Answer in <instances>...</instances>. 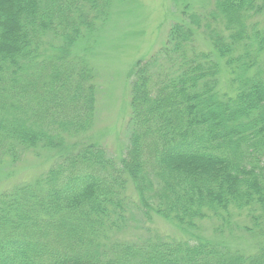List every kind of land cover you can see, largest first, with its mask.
I'll use <instances>...</instances> for the list:
<instances>
[{
    "label": "trees",
    "instance_id": "1",
    "mask_svg": "<svg viewBox=\"0 0 264 264\" xmlns=\"http://www.w3.org/2000/svg\"><path fill=\"white\" fill-rule=\"evenodd\" d=\"M107 2L0 0V169L41 143L63 152L91 126L95 76L73 51ZM214 2L210 20L187 15L138 63L121 161L86 146L0 190V264H264V247L113 236L129 221V181L144 218L231 230L246 218L264 234V0Z\"/></svg>",
    "mask_w": 264,
    "mask_h": 264
},
{
    "label": "rangeland",
    "instance_id": "2",
    "mask_svg": "<svg viewBox=\"0 0 264 264\" xmlns=\"http://www.w3.org/2000/svg\"><path fill=\"white\" fill-rule=\"evenodd\" d=\"M214 1L108 0L97 27L93 31L84 30L73 51L74 56L88 62L95 76L97 105L94 121L88 129L72 135L63 152L41 143L26 152L17 165H12L8 159L0 169V190L35 180L60 157L86 146L102 147L121 161L132 128L129 125L131 82L138 63L166 46L173 24L188 25L187 15L196 13L202 20H210V14L215 10ZM193 30L198 47L211 50L203 30ZM225 71L223 68L227 78ZM127 195L133 201L128 211L129 221L113 234L120 240L137 242L160 235L171 240L221 243L248 254L264 247V234H260L254 223L246 218H233L235 230L229 226L219 227V222L211 220L199 222L194 230L187 229L156 213L151 214V219L144 218L132 181H129Z\"/></svg>",
    "mask_w": 264,
    "mask_h": 264
}]
</instances>
